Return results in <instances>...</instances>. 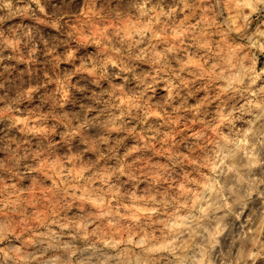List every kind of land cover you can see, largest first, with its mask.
<instances>
[{
    "label": "rangeland",
    "instance_id": "1",
    "mask_svg": "<svg viewBox=\"0 0 264 264\" xmlns=\"http://www.w3.org/2000/svg\"><path fill=\"white\" fill-rule=\"evenodd\" d=\"M264 0H0V264H264Z\"/></svg>",
    "mask_w": 264,
    "mask_h": 264
},
{
    "label": "built area",
    "instance_id": "2",
    "mask_svg": "<svg viewBox=\"0 0 264 264\" xmlns=\"http://www.w3.org/2000/svg\"><path fill=\"white\" fill-rule=\"evenodd\" d=\"M261 39L264 41V25L261 28Z\"/></svg>",
    "mask_w": 264,
    "mask_h": 264
}]
</instances>
